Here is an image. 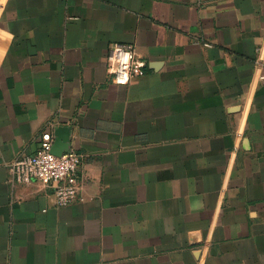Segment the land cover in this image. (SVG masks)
<instances>
[{
    "label": "crops",
    "instance_id": "1",
    "mask_svg": "<svg viewBox=\"0 0 264 264\" xmlns=\"http://www.w3.org/2000/svg\"><path fill=\"white\" fill-rule=\"evenodd\" d=\"M61 126L67 205L8 170ZM0 264H264V0H0Z\"/></svg>",
    "mask_w": 264,
    "mask_h": 264
},
{
    "label": "built area",
    "instance_id": "2",
    "mask_svg": "<svg viewBox=\"0 0 264 264\" xmlns=\"http://www.w3.org/2000/svg\"><path fill=\"white\" fill-rule=\"evenodd\" d=\"M106 60L112 83L128 84L132 78L146 73L147 64L138 56L133 43L112 42L107 48ZM52 143V132L42 131L34 153L20 154L9 163L10 179L19 183L38 180L52 189L57 205H67L81 197L78 170L83 156L73 149L55 155L51 152Z\"/></svg>",
    "mask_w": 264,
    "mask_h": 264
},
{
    "label": "water",
    "instance_id": "3",
    "mask_svg": "<svg viewBox=\"0 0 264 264\" xmlns=\"http://www.w3.org/2000/svg\"><path fill=\"white\" fill-rule=\"evenodd\" d=\"M63 133V138H60V134ZM55 137L53 138V143L51 147V152L55 155H60L64 151L68 150V139L70 136V129L68 127H59L55 132H54Z\"/></svg>",
    "mask_w": 264,
    "mask_h": 264
}]
</instances>
